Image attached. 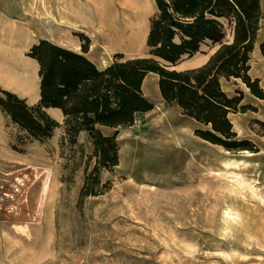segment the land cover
Listing matches in <instances>:
<instances>
[{"label": "rangeland", "instance_id": "rangeland-1", "mask_svg": "<svg viewBox=\"0 0 264 264\" xmlns=\"http://www.w3.org/2000/svg\"><path fill=\"white\" fill-rule=\"evenodd\" d=\"M76 1L0 0V88L37 101V68L26 52L39 39L80 51L86 41L74 22ZM84 5L94 21L86 28L88 57L97 66L115 53L121 60L147 55L153 0ZM93 7H100L102 25L95 24ZM263 31L264 17L249 74L258 76L264 91ZM99 33L110 41L98 40ZM215 47L202 45L201 52ZM221 87L228 95L241 94L239 104L247 108L228 117L237 138L251 141L256 151L247 155L201 139L194 134L197 123L160 101L118 128V164L101 169L103 192L80 206L85 167L93 165L85 136L70 146L61 142L59 126L47 139H31L0 111V185L21 170L43 171L28 190L37 221L0 215V264H264V97L240 79H221ZM166 114L181 119L191 146L173 143L176 135L162 121Z\"/></svg>", "mask_w": 264, "mask_h": 264}, {"label": "trees", "instance_id": "trees-1", "mask_svg": "<svg viewBox=\"0 0 264 264\" xmlns=\"http://www.w3.org/2000/svg\"><path fill=\"white\" fill-rule=\"evenodd\" d=\"M154 7L146 56L121 60L122 55L115 53L100 69L85 55V35L80 51L39 39L26 52L37 63L38 101L29 104L25 97L0 88V111L29 138L47 139L61 126V142L74 146L84 133L91 147L87 160L93 158V165L85 167L78 206L85 197L103 192L101 169L112 170L118 164V128L132 125L137 113L153 108L141 90L148 72L157 74L164 102L197 123L196 136L226 150L256 151L251 141L237 138L228 117L247 105L239 104L241 94L228 95L221 79H240L251 93L264 97L258 78L249 74L250 54L264 17L260 0H154ZM202 45H216L203 64L173 68ZM259 50L264 56V41ZM46 107L61 110V124L45 112ZM101 127L113 132L104 133Z\"/></svg>", "mask_w": 264, "mask_h": 264}, {"label": "crops", "instance_id": "crops-1", "mask_svg": "<svg viewBox=\"0 0 264 264\" xmlns=\"http://www.w3.org/2000/svg\"><path fill=\"white\" fill-rule=\"evenodd\" d=\"M95 1L96 0H93V2H95ZM88 6H89V4H88ZM88 6L87 5H84V0H77L76 1V10H75L76 17H75V21L74 22H75V25H77L79 28H81V32H83L85 35L87 34L86 33V28L88 26H90L91 24L92 25L94 24V21L92 22L91 19H90L91 17H90V13H89ZM261 8L264 9V0H261ZM153 9H155V7H154V0H153ZM153 12H154V10H153ZM91 16H92V18L94 20H97L95 24H98V25H102L103 24L102 23V12H101L100 7H97V8H94L93 7V10L91 11ZM88 22H89V24H88ZM148 26H149V19H148V22L146 23V35H147V32H148ZM263 32H261L259 34V38H262L264 36ZM108 34H110V33L107 32V35ZM86 36H88V35H86ZM97 36H98L97 37L98 40H102V41H104V40H107L108 41L109 40V39H106L104 37H100V33L97 34ZM262 41H263V39H261L259 42H262ZM70 49H73V48H70ZM73 50H75V49H73ZM213 50L214 49L209 50V52H201L202 51V46H201L200 49H199V51H197L196 53H194L190 57H183L179 62H177V64L175 66H173V68L178 69V70H181V69H187V68H193V67L199 66V65L203 64L208 59L209 55L213 52ZM89 51L90 50L87 49V51L85 52V55L87 57H88V52ZM197 58H199L198 61H194ZM30 60L33 62L34 67L37 68L36 61L34 59H31V58H30ZM91 61L94 62L93 60H91ZM94 64L96 65L95 62H94ZM107 64L102 65V66H97V65L96 66L101 69V68H104ZM181 64H183V65H181ZM180 65L182 67L177 68ZM256 77L258 78L257 75H256ZM148 81H151L150 84H148ZM141 90H142L143 95L150 102L153 103V108H154V106H155V104L157 102H160V101L164 102V100L162 99V97L160 95L159 89H158V76H157V74L152 73V72H148L144 76V78L142 80ZM35 92H36V98L35 99H37V101H38V98H39L38 89ZM24 95L25 94H23L22 97ZM36 102H34V103H36ZM34 103L32 102V104H34ZM29 104H31V103H29ZM172 106H174L180 112V109L176 105H172ZM44 110H45V112L49 116H51L59 124L62 123L63 114H62V112H61V110L59 108H56V107H46V108H44ZM151 110H149V111H151ZM149 111H146V112H149ZM146 112H140V113H137L136 115H138V114L139 115L140 114H144ZM182 116L185 117V118H187V119H189V120L194 121L193 119H191V118H189L187 116H184V115H182ZM137 120H139V124H141V119L140 118H137ZM162 121H163V123L167 124L168 129H169V132L171 134H173V133L176 134V131L175 130H178V127L182 128V130H183L182 121H181V119H179L176 116H171L169 114H166V117ZM178 125H180V126H178ZM183 134H185V136L189 138V136L185 133L184 130H183ZM80 135L85 136L84 133H80ZM189 140H190V138H189Z\"/></svg>", "mask_w": 264, "mask_h": 264}, {"label": "built area", "instance_id": "built-area-1", "mask_svg": "<svg viewBox=\"0 0 264 264\" xmlns=\"http://www.w3.org/2000/svg\"><path fill=\"white\" fill-rule=\"evenodd\" d=\"M135 122V120H134ZM43 171L21 170L0 185V215L18 219L24 216L27 221L38 219L37 206L33 210L28 207V190Z\"/></svg>", "mask_w": 264, "mask_h": 264}, {"label": "bare ground", "instance_id": "bare-ground-1", "mask_svg": "<svg viewBox=\"0 0 264 264\" xmlns=\"http://www.w3.org/2000/svg\"><path fill=\"white\" fill-rule=\"evenodd\" d=\"M264 34V32H263ZM1 65V64H0ZM4 68V66H2ZM8 74V73H6ZM8 76V75H7ZM166 117V116H165ZM168 118V117H167ZM180 126V125H178ZM173 127V126H172ZM176 131V134H174L176 140L173 142V143H176L178 145H182V146H185V148H188V145L191 146V141L189 140L188 137L185 136V134H183V130L182 128L178 127V130H175ZM181 149V148H180ZM246 152L247 155H250V152L244 150ZM204 154V153H203ZM227 163V162H226Z\"/></svg>", "mask_w": 264, "mask_h": 264}]
</instances>
